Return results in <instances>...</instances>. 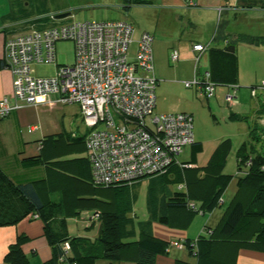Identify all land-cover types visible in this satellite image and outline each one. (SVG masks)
I'll use <instances>...</instances> for the list:
<instances>
[{
	"label": "crops",
	"instance_id": "0c3cea01",
	"mask_svg": "<svg viewBox=\"0 0 264 264\" xmlns=\"http://www.w3.org/2000/svg\"><path fill=\"white\" fill-rule=\"evenodd\" d=\"M42 3L43 0L40 3L35 1L34 4L28 6L23 0H5V4L8 5L4 4L0 10V99L4 96H11L13 93L11 73L3 64L5 39L21 32L32 29L42 30L57 22L68 20L67 18L55 19L54 16L68 12L69 8L59 6L53 10H44L39 8ZM133 4L145 7L148 17L155 22L153 24L149 21L148 27L154 31L153 35L143 30L138 32L137 39L142 32H149L153 36V72L158 79L157 86L160 87L162 85L159 83L162 80L174 81L165 75L168 71L166 65L169 52L171 55L173 51H176L178 59L181 56L183 62H194L193 71L190 65L186 77L192 75L193 79L203 69V72L205 70L210 72V78L212 76L221 83H231L240 82V55L244 52L243 46L258 48L264 45V0H144L142 3ZM68 13L70 15V12ZM242 36L258 39L259 43L256 46H249L240 42ZM194 43L206 45V50L199 54L198 59L196 58L198 53L192 51ZM230 44L234 45V53H229L226 49ZM197 90L199 92L198 88ZM223 100L225 101V96ZM70 105H75L77 109L70 110ZM233 106L236 104L228 107ZM260 108L261 106L256 112ZM235 114L240 115L238 112ZM240 116L246 118L245 115ZM79 124L84 123L79 106L75 103L45 101L37 105H23L12 110L9 115L0 119V170L16 185L41 180L39 185L43 187V191H53L51 197L63 196V190L69 191V196L70 194L74 197L85 196L86 194L83 193L85 182L91 180L84 141L88 128L81 127ZM187 147L189 148V160L191 149L190 146ZM198 154L193 167L183 169L178 165L169 172L174 174V181L179 177V171L182 172L183 181L179 183V190L182 191L184 187L190 188L192 195L197 198L201 197L210 187L207 181H202L195 186L189 184L197 180L192 171L198 169ZM180 161L186 162L181 159ZM167 174L149 176L151 178L148 180L158 184L161 182V176ZM202 174L203 171L198 178H202ZM140 181L139 179L128 188H134ZM229 182L232 183L233 180ZM234 186L235 194L236 183ZM166 193H159L156 198L158 202H155L156 200L150 195L153 205L149 209V217L146 220L134 223L133 217L129 216L130 211L124 212L123 215L127 220L126 240H136L142 233L162 241L194 240L199 234L204 233L205 227L213 230L224 213L223 211L215 215V210L210 213L208 220H202L198 224L201 227L199 234L192 238L190 232L187 231L191 223L187 228L182 229L158 221L162 197L169 196L170 191ZM240 193V198L250 203L251 189L245 188ZM223 194L224 192L219 200L220 205L225 203ZM116 198H121V196L118 195ZM195 204L198 206L200 202ZM80 210L82 213L88 209L84 207ZM84 226L86 229L90 228L92 233L88 237L77 236L88 238L90 241L96 239L100 219L92 221L89 226ZM19 234H25L30 238L23 244L22 249L31 264H42L51 258V249L44 236L43 223L38 218L26 217L15 224L0 226V264H8L4 260V255ZM248 239L249 243L245 245L214 234L211 241L205 239L199 243L200 258L195 255L196 248L190 253L186 248L172 246L168 252L157 254L154 264H264V241L255 240L254 236ZM205 253L206 257L203 255ZM128 256L112 264H137L136 252L133 251ZM107 262L99 260L97 264H107Z\"/></svg>",
	"mask_w": 264,
	"mask_h": 264
},
{
	"label": "built area",
	"instance_id": "2783aa9c",
	"mask_svg": "<svg viewBox=\"0 0 264 264\" xmlns=\"http://www.w3.org/2000/svg\"><path fill=\"white\" fill-rule=\"evenodd\" d=\"M134 31L133 24L124 20H65L7 37L3 64L11 73L13 93L0 99V119L23 105L77 104L88 128L86 156L96 186L132 183L163 174L172 165L191 167L180 156L194 142L193 117L186 112H154L158 79L153 72V36L141 33L129 61ZM60 40L73 41V64H56L53 76L34 75L33 65L55 63V43ZM205 50L202 43L192 45L197 59ZM171 59H178L176 51ZM183 84L198 88L205 99L215 95L216 83L208 70ZM260 87L264 89V79ZM235 91L225 95L229 106L237 103ZM189 206L197 208L194 203ZM83 214L91 221L100 219L96 210ZM182 242L170 241L166 250L182 248ZM68 250L64 243V254Z\"/></svg>",
	"mask_w": 264,
	"mask_h": 264
},
{
	"label": "trees",
	"instance_id": "16d2710c",
	"mask_svg": "<svg viewBox=\"0 0 264 264\" xmlns=\"http://www.w3.org/2000/svg\"><path fill=\"white\" fill-rule=\"evenodd\" d=\"M127 2L142 3L144 0H127ZM240 42L249 46H256L259 43L258 39L248 36H242ZM226 49L229 53H234L233 44ZM213 80L216 85L226 84L217 79ZM229 117L245 119L235 113H230ZM253 130L251 128L250 136ZM189 146L190 159L184 163L193 167L196 156L202 151L203 146L195 139ZM229 150V139L222 140L214 149L207 164L203 166V177L189 183L194 186L202 181L210 183L209 189L201 197L192 195L190 188L186 191L176 190L169 196L162 197L158 215L160 223L185 229L197 213L210 212L220 205L221 194L232 178L231 175L222 173ZM236 161L238 172L244 171V174L237 178V191L216 227L213 230L205 227L204 233L199 234L194 240L186 239L182 242V248L188 249L190 253L196 248L195 255H198V258L201 256L199 243L205 239L211 241L214 234L245 245H248L250 236H254L255 240L264 241V151H258L254 144L243 142L236 151ZM174 166L178 165H172L160 175L169 173ZM180 177L181 174L178 179ZM136 181L100 187L90 180L84 185L85 196L74 197L72 194L69 196V191L63 190V196L55 198L51 197L52 190L43 191V187L39 185L41 180L16 185L0 170V226L15 224L26 217L40 219L43 223L45 239L51 249V258L42 264H97L99 260H106L107 264H112L128 258L133 251L136 252L137 264H154L157 254L168 252L166 249L170 241H162L144 233L136 240L125 239L127 220L123 214L129 208L130 198L126 199L124 195L128 191L126 188ZM245 188L252 191L250 203L240 198V192ZM118 195L121 198L117 199ZM194 200L200 202L196 209L189 206L190 203L195 204ZM84 207L88 209L85 211L100 212L99 232L93 241L81 236H71L67 231L66 219L76 218L81 214L80 209ZM29 240L27 235L19 234L9 245L4 255L5 262L31 264L22 249L23 244ZM64 243L69 245L66 254L63 251ZM206 253L203 254L204 257Z\"/></svg>",
	"mask_w": 264,
	"mask_h": 264
},
{
	"label": "rangeland",
	"instance_id": "374dc122",
	"mask_svg": "<svg viewBox=\"0 0 264 264\" xmlns=\"http://www.w3.org/2000/svg\"><path fill=\"white\" fill-rule=\"evenodd\" d=\"M35 1L40 3L41 0H23L28 6L34 4ZM4 4L5 0H0V10ZM59 6L69 8L68 12H70V15L65 17L68 20L93 22L124 20L132 23L135 27V34L133 35V42L129 49V61H132L135 53L138 32L147 30L152 35L154 34V31H151L148 27L149 21L153 24L155 22L152 18L148 17L146 8L129 3L127 0H43L39 8L53 10ZM243 47L244 52L240 55V82L216 85L215 95L209 101L199 95L196 87L187 88L183 84L184 81L192 79V75L186 77V72L190 65L193 71L194 62H183L181 56L177 61H173L170 52L167 61L168 66L166 65L168 71H166L165 75L168 79L172 78L174 81L160 80L161 82L159 84L162 87L158 85L156 88L157 99L155 113L188 112L193 117L194 139L200 141L203 146V150L198 154V169L192 171L196 178L200 176V173L203 171V166L207 164L217 145L227 138L230 141V150L226 157L222 173L231 175L233 182H229L224 189L223 198L225 203L214 207L210 212L196 214L187 229L192 238H195L200 232L201 227L198 224L202 220H208L210 213L214 210L215 215L223 212L234 195V184L237 178L244 174V171L238 172L236 161V151L241 143L247 142L254 144V147L258 151H264V89L260 87L264 79V45H260L258 48ZM55 57V63L33 65V74L40 77H49L55 74L56 64H73L75 57L73 41H57L55 43ZM202 72L198 76H201ZM234 89L236 90L235 96L238 104L236 103V106L228 107L229 105H226L223 97L233 93ZM70 106V110L77 109L75 105ZM260 106V110L256 112ZM231 112H238L240 115H245L246 118L241 120L230 118L229 114ZM79 125L85 127L84 124ZM251 128L254 129L252 131L253 137L250 136ZM188 157L189 148L186 147L180 159L187 161ZM181 168L189 169V167ZM180 174L181 177L175 181L173 173L161 176V182L158 184L157 182H150L148 179L151 177L148 176L140 179V183L136 184L134 188H126L128 191L127 193L125 192L124 196L126 199L130 198L128 211H130L129 216L133 217L134 223L148 219L149 209L153 205L150 195L156 200L159 193L167 194L166 192L169 190L171 194L180 189L179 183L183 181L182 172L178 173V176ZM182 191H186V188L184 187ZM155 202H158V200ZM193 202L198 204V201L194 200ZM84 216L85 214L82 212L76 218L68 217L66 219L69 235L88 237L92 233L90 228L86 229L84 226H89L92 221ZM82 217L84 219H80Z\"/></svg>",
	"mask_w": 264,
	"mask_h": 264
},
{
	"label": "water",
	"instance_id": "95a60500",
	"mask_svg": "<svg viewBox=\"0 0 264 264\" xmlns=\"http://www.w3.org/2000/svg\"><path fill=\"white\" fill-rule=\"evenodd\" d=\"M68 15H69L68 12H63V13L56 14V15L54 16V18H55V19H63V18H65V17H67Z\"/></svg>",
	"mask_w": 264,
	"mask_h": 264
}]
</instances>
